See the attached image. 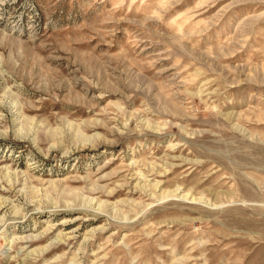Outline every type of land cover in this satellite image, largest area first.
<instances>
[{"label": "rangeland", "instance_id": "obj_1", "mask_svg": "<svg viewBox=\"0 0 264 264\" xmlns=\"http://www.w3.org/2000/svg\"><path fill=\"white\" fill-rule=\"evenodd\" d=\"M0 264H264V0H0Z\"/></svg>", "mask_w": 264, "mask_h": 264}]
</instances>
